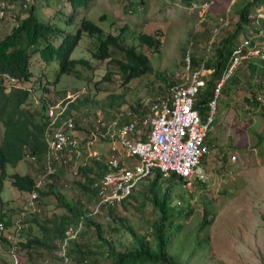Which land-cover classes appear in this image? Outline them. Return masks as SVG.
Listing matches in <instances>:
<instances>
[{"label":"rangeland","instance_id":"obj_1","mask_svg":"<svg viewBox=\"0 0 264 264\" xmlns=\"http://www.w3.org/2000/svg\"><path fill=\"white\" fill-rule=\"evenodd\" d=\"M2 1H14L12 11L23 16L21 1ZM32 1L39 20L61 30L54 35V43L64 33H74L84 19L102 28V33H82L71 58L84 59L86 63L76 64L72 71L60 76H57L56 60L46 63L37 51L34 52L30 59L32 80L13 86L33 89L25 105L37 112L40 120L44 101L48 102L47 106L66 105L70 115L81 120L76 127L81 156L71 159L74 166L58 169L54 187L39 198V212L29 208L28 193H21L11 179L3 184L0 212H5L11 220L7 229L10 235H14L17 225L20 226L23 243L35 236L45 237L40 225L50 227L51 218L68 213L56 194L84 213L90 212L97 203L90 190L78 186L79 182L87 185L78 168L82 165L93 167L96 156L104 158L110 149L107 143L91 134L92 123L97 117L108 121L118 110L127 108L135 109L134 116L140 117L147 109L143 102L166 93L176 77L184 72V55L190 41L194 42L192 57L197 67L202 59L213 57L214 48H218L228 35L236 33L234 42L254 36L257 15L264 12V0H211L213 3L207 9L203 5L209 0H93L86 9L80 7L75 11L67 0ZM246 5L250 21L238 29V11ZM220 16L226 18L228 24L219 30L214 47L207 52V41ZM71 17L73 20L69 22ZM258 20L263 22L264 17ZM12 26L10 21L0 23V39L10 33ZM108 33L117 35L122 48L135 46L145 53L149 57L150 72L123 84L115 60H125L124 53L111 46L109 58L96 56L100 38ZM141 34L160 38L159 48L140 43ZM245 63L225 82L216 100L207 137L210 152L201 161L206 180H191L188 186L178 182V177L161 178L165 180L161 191L171 186L172 224L171 229L167 227L168 252L179 264H264V63L256 62V71L247 68ZM3 133L4 126L0 122V141ZM87 151L95 159L87 156ZM232 155L236 156L233 162ZM43 164V159L32 161L28 154L15 168L9 167L8 174L36 178L42 173ZM154 175L137 182L132 194L113 209L112 214L100 208L97 215L89 213L77 224L81 225V233L69 242L67 251L74 249L77 243L84 258L79 262L81 254H72L69 264H110L112 261L106 255L108 246L98 238L95 225L85 222L87 219L100 224L102 236L116 252L131 249L127 226L136 233H143L151 242L150 224L158 219L159 213L149 202L146 186ZM181 210L184 211L182 215ZM178 225L181 228L176 229ZM55 244L56 248L48 249L21 247V264H63L57 255L61 256L58 250L62 249L63 240H56ZM8 249L7 244H1L0 264L9 263Z\"/></svg>","mask_w":264,"mask_h":264},{"label":"trees","instance_id":"obj_2","mask_svg":"<svg viewBox=\"0 0 264 264\" xmlns=\"http://www.w3.org/2000/svg\"><path fill=\"white\" fill-rule=\"evenodd\" d=\"M19 1H21L20 9L24 12V14L23 16H17L14 14L16 26H12L10 33L0 39V122L4 126L3 137L0 141V194L4 189V182L9 178L11 179L12 185L21 193H29L36 190L39 196H41L49 194L52 187H54V181H57L58 174L48 177L45 184L41 188H36L35 179L40 176L39 174L36 178H32L29 175H9L8 168H15L28 154L30 157H34L37 160L43 159L47 150L44 139V132L47 123L44 122V119L48 102L44 101L45 97H43V113L40 115L42 119H38L36 117L37 112L31 111L25 105L30 92L33 91V89L13 87V85H10L8 81V83H5L6 80L4 75L7 74L16 78L20 84L30 82L33 78V74L30 71V59L31 55L36 51L42 61L46 63L56 60L57 76L69 73L75 68L76 64L86 63V60L84 59L71 58V53L77 46L82 33L85 32L92 35H99L102 33V28L94 24L91 20L89 21L84 19L79 23V26L74 33L64 31L66 33L60 37L57 43H54V35L60 33L61 30L49 23L40 21L36 14V9L33 6L34 4L30 5L28 8H24L25 0ZM92 1L93 0H67L73 11L80 7L86 9ZM12 2L2 1L0 3L12 5L14 4ZM130 7L134 10L133 5H130ZM248 12V5L238 11V29H241L239 26L243 23L250 21L247 17ZM72 20L73 17L69 19V22H72ZM3 21L12 22V17L6 16L5 20H1L0 23ZM255 29L256 33H258L260 29L262 30L259 40L264 41V21L260 22L258 26L256 25ZM138 38L140 43L147 45L148 47L159 48V44L161 43L160 38H156L153 35L141 34ZM235 38L236 33L228 35L227 38H224L219 47L214 48L213 57L211 59L208 58L206 61V67L212 68L214 72L206 89L199 94V98L196 101V108L199 109L203 117H205L208 113V104L213 99L215 85L218 83L227 68L234 44L237 42H234ZM111 46H115L117 49H120L125 55V60H115V62L118 63L123 84L150 72L149 57L135 46L122 48L119 45L117 35H113L111 33H108L104 38H100L96 56L101 59L109 58V49ZM192 65H194V67L196 65V59L193 57ZM253 71H255V68ZM175 83L176 82L171 84L169 87ZM39 84L41 85V83ZM45 90H47V88H45ZM131 110L135 112V109ZM70 116L69 109L67 108L62 114V118H68ZM80 121H77L74 118L76 127H79ZM102 164L103 163L100 164L94 161V168L87 167L85 165L78 168V172L80 171L85 176L84 181L87 180V185L79 182L78 186H80L83 190H90L91 193L95 195L96 199L97 188L93 187V183L107 170L105 164ZM70 165L73 166L71 161L69 162L68 167H70ZM153 175L154 177L149 179L146 189L148 191L149 202L157 210L159 217L150 224L151 242L147 240V236L143 233H136L130 226H127L128 230H130L131 249L126 252H116L111 243L102 236V233L100 232V224L91 219H87V221H85L95 225L98 238L102 240L103 244L108 246V252L106 255L112 260L110 264H179L176 261L177 259L174 256H171L168 252L169 237L167 235V230L171 229L172 224L170 212L171 207L169 206L171 186L167 185L166 189L161 191V184L164 183L165 180H162L163 177L159 171H154ZM172 176L175 178L178 177V182L185 183L182 177L175 174H172L170 177ZM45 186L47 189L43 190V187ZM56 195H58L56 198L60 201L61 206L68 209V213L51 218L50 227L40 225L44 235H46L45 237L35 236L23 243L22 237L20 236L17 244L20 246L21 255L22 248H31L34 246L43 249H48L50 247L56 248V240H60L64 237V232H66L70 225L73 223L77 225L81 223V221H84V217L89 216L88 214L90 212L84 213L79 208H73L70 204L63 201V198L61 197L62 195ZM38 201L39 199L36 200V203H38ZM119 205H111L108 207L102 206L101 209H106V211L108 210V212L112 214V210L117 208ZM183 213L184 211L181 210L180 215ZM0 220L5 222L7 229L11 226V220L5 212H0ZM202 220L204 222L205 218ZM179 228H181V225L176 226V229ZM4 243L7 244L9 248L6 238L3 239L2 244ZM75 245L74 249L69 250L68 257L70 258L72 254H74V256L75 254H81L82 260L78 261L83 262L84 252L80 250L77 243H75ZM73 259L75 261L77 260L76 258ZM86 261L84 260V263H86Z\"/></svg>","mask_w":264,"mask_h":264},{"label":"built area","instance_id":"obj_3","mask_svg":"<svg viewBox=\"0 0 264 264\" xmlns=\"http://www.w3.org/2000/svg\"><path fill=\"white\" fill-rule=\"evenodd\" d=\"M210 1L204 3L205 9L213 3ZM32 4V0H25L24 8ZM14 14L11 5L0 3V21L9 16L16 26ZM260 16L264 17L263 11L257 15L258 25ZM227 24L226 18L222 16L218 18L217 26L207 41V52L214 47L219 30ZM261 34L260 29L254 36L235 42L227 68L215 85L213 99L208 104L209 110L205 117L196 108V101L207 87L214 70L206 67V58L202 59L197 67L192 65L194 42L190 41L184 55L186 64L184 72L176 77V83L169 87L166 93L143 102L147 105L144 114L135 117V112L127 108L118 110L108 121L102 117L95 119L91 134L107 143L110 149L107 156L104 158L96 156V159L87 151V156L93 157L107 167L104 174L93 183V187L97 188V203L91 208V215H97L102 206L123 203L131 195L137 182L149 177L154 171H159L164 178L172 174L182 177L188 186L191 180H206L201 160L210 152L207 137L213 121L216 100L225 82L242 67L243 63L253 58L264 63V44L259 40ZM4 78L13 86L18 82L16 78L7 74ZM64 109L66 105L60 103L50 105L46 109L47 126L44 132L47 145L46 164L43 174L35 181L36 187L44 184L47 177L55 175L57 167H66L73 157L81 156L74 118L72 116L62 118ZM235 159V155L230 157L231 162ZM127 160H132V163H126ZM38 198L36 190L29 193L28 206L31 210L39 211L36 206ZM80 227L81 225L69 226L64 232L61 239L62 249L58 250L61 251V256L57 254L63 264L70 262L67 246L77 236ZM20 231V226L17 225L14 235H10L5 222L0 220V246L6 238L9 244L8 264H21L22 255L17 244L21 236Z\"/></svg>","mask_w":264,"mask_h":264},{"label":"clouds","instance_id":"obj_4","mask_svg":"<svg viewBox=\"0 0 264 264\" xmlns=\"http://www.w3.org/2000/svg\"><path fill=\"white\" fill-rule=\"evenodd\" d=\"M264 44V43H263ZM260 62V61H259ZM47 109V108H46ZM66 109H67V106H66ZM66 109H64V111H66ZM45 118H46V111H45ZM44 122H46V120L44 119ZM80 129V128H79ZM47 146V145H46ZM47 151V150H46ZM32 158H34V157H30V159L32 160ZM36 159L34 158V160H32V161H35ZM43 161H44V164H43V170H44V166H45V164H46V152H45V155H44V157H43ZM72 164H73V162H71ZM75 164H73V166H74ZM59 168H68V166H66V167H63V166H61V167H57V170H56V173H55V175H57V172H58V169ZM43 170H42V173L41 174H39L40 176L43 174ZM74 173H76V172H74ZM55 175H53V176H55ZM40 176L38 177V178H40ZM48 178V177H47ZM37 179V178H36ZM36 179H35V181H36ZM45 184V183H44ZM44 184H42L40 187H36V188H41ZM29 193H31V192H29ZM29 193H28V198H29ZM39 198H40V196H39ZM38 198V199H39ZM36 206H37V203H36ZM37 208L39 209V211H40V208L37 206ZM38 211V212H39ZM35 212V211H34ZM90 212H91V208H90Z\"/></svg>","mask_w":264,"mask_h":264},{"label":"crops","instance_id":"obj_5","mask_svg":"<svg viewBox=\"0 0 264 264\" xmlns=\"http://www.w3.org/2000/svg\"><path fill=\"white\" fill-rule=\"evenodd\" d=\"M256 62H259V60L256 58H253V60H249L245 64H247V68H251L252 71L255 68V71H256Z\"/></svg>","mask_w":264,"mask_h":264}]
</instances>
